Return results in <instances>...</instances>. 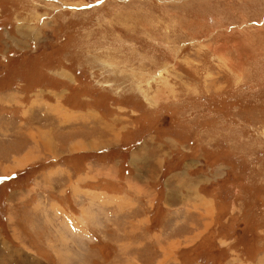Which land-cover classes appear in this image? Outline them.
<instances>
[{
	"label": "rangeland",
	"instance_id": "obj_1",
	"mask_svg": "<svg viewBox=\"0 0 264 264\" xmlns=\"http://www.w3.org/2000/svg\"><path fill=\"white\" fill-rule=\"evenodd\" d=\"M0 264H264V0H0Z\"/></svg>",
	"mask_w": 264,
	"mask_h": 264
},
{
	"label": "crops",
	"instance_id": "obj_2",
	"mask_svg": "<svg viewBox=\"0 0 264 264\" xmlns=\"http://www.w3.org/2000/svg\"><path fill=\"white\" fill-rule=\"evenodd\" d=\"M32 155V154H31ZM129 162L131 163V157H130V159H129ZM129 165V164H128ZM130 166H131V164H130ZM133 175L135 176V173H133ZM117 176H118V178L119 179H123L124 177H126V175L123 173V171H119L118 172V174H117ZM131 176V172L129 173V175H128V177H130ZM169 176V175H168ZM128 177H126V178H128ZM134 180V179H133ZM145 185H147V184H145ZM145 185H143V186H141L142 188H144L145 189V191H146V193H144L143 194V190H141L140 188H139V191H140V194H142V195H148L147 196V198H148V200H151V199H153L152 200V208L154 209L153 210V212H155V210H157V208H156V205H155V202H156V200L159 198V197H162V193H156L155 195L151 192V190L150 189H147V188H145ZM148 186V185H147ZM139 187V186H138ZM111 192H114V191H110L109 192V189H105V188H103V189H101L100 190V194H101V196L103 195V194H106V195H110L111 194ZM119 196H120V198H125L124 196H130L131 194H118ZM189 195H193V194H191V193H189ZM132 197H134V196H132ZM189 199H192L191 197H189ZM193 199H195L196 200V198H193ZM202 199V198H201ZM201 199H199L201 202L200 203H203L204 202V209H206V211H207V213H211L212 215L214 214V204H213V202H210V201H206L205 202V200H201ZM197 201V200H196ZM195 201V203H199V201H197L196 202ZM125 202L126 201H123V203H124V205L122 204L121 205V207H123V208H125ZM164 206H165V203H164ZM182 207V209L180 210L182 213L181 214H188L189 213V211H191L192 209L191 208H189V206L186 204V205H184V206H181ZM158 209H161V208H158ZM186 219H188V218H186ZM152 221H154V220H152ZM140 222H144V221H142V220H140ZM184 223V222H183ZM147 224V223H146ZM146 224L144 225V226H146ZM189 225V224H188ZM158 236V235H157ZM157 242H158V240H157ZM159 245V244H158Z\"/></svg>",
	"mask_w": 264,
	"mask_h": 264
},
{
	"label": "bare ground",
	"instance_id": "obj_3",
	"mask_svg": "<svg viewBox=\"0 0 264 264\" xmlns=\"http://www.w3.org/2000/svg\"><path fill=\"white\" fill-rule=\"evenodd\" d=\"M26 158H28V157L26 156Z\"/></svg>",
	"mask_w": 264,
	"mask_h": 264
}]
</instances>
